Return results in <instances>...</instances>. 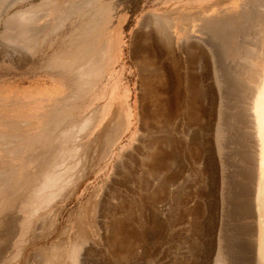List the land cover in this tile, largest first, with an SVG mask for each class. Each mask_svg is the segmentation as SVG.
<instances>
[{
	"label": "rangeland",
	"instance_id": "374dc122",
	"mask_svg": "<svg viewBox=\"0 0 264 264\" xmlns=\"http://www.w3.org/2000/svg\"><path fill=\"white\" fill-rule=\"evenodd\" d=\"M10 1L12 3V0L4 2V4H8L9 8L7 4H3L5 7L2 9L5 11L2 10L0 17V79L12 77L11 73L30 69L35 53L41 52L46 56L52 54L56 50L55 41L58 37L66 40V51L70 57L69 51L72 49L74 40L77 37L81 38L84 30L86 31L92 24V29H95L96 26L98 28L92 30V33H86L87 42L84 38L81 39L83 41L80 40V51L88 44L92 45L97 39L98 41L93 43L96 45L92 46V49L96 48L98 44L102 46L104 41L101 38L107 36L109 54L104 75L97 80L89 94L84 95L85 99L77 103V107L62 109L63 111L59 114L60 118L64 119L65 116H68L69 119L60 122V129L56 131L53 130L56 127L54 123L58 120L56 119L57 115L54 116L48 130L55 132L56 137H52L49 142L38 147L34 146L36 150H28L31 147L28 140H33V137L24 138L17 133L21 128L20 125H15L21 124V122L18 121L20 116L16 112L8 118L9 129H0V134L4 133L8 138L4 141L8 145L4 144L6 153L10 156L15 155L25 148L26 152L21 155V158L30 154L31 160H21L24 163L23 166L27 170L37 168L39 172L38 175L26 178L28 183L24 187V191L16 190L18 186L16 181L13 185L10 183L0 184V199H16L24 203V207L19 209L20 215L17 217L19 224L10 223L8 229L2 231V234L8 237L7 245H3L7 249V253L0 255L1 260L5 258L3 264H213L216 254L215 251H210L213 209L210 212V214L212 213L210 219H206L201 213L193 224L189 216L183 222L180 214L182 208L175 199L172 200L170 212L172 217L166 215L167 211L164 207L162 140L165 118L160 109L162 99L158 97L154 103H151L149 96L145 95V92L143 93L146 79L143 80L141 76L142 74L146 76L147 73L139 70L140 62H143L145 66L149 58L146 47L150 43V33L153 32L151 28H147L142 23L145 19L152 22L153 17L160 15L143 16V13L139 15L136 23H141L142 26H136V30L130 33L131 46L121 48L119 34L108 29V25L112 21V0H97L99 4H95V7L102 3L109 5L110 15L104 17L105 23L103 19L101 21L99 18L100 14H95L98 7L92 8L85 5L83 2L86 0H51L57 4L53 9L52 7L41 8L42 10L47 9L43 11L39 9L37 15L43 18L41 17L35 25H26L23 26L24 28L21 26L20 30L17 29L19 25H16L13 30L17 23L10 24L9 21L10 25H7L9 27L7 28L8 17H12L11 15L20 10L25 12L26 9L29 10L30 6L32 8L36 4H42L41 1L44 0H13L12 4L9 3ZM185 1L192 3L198 0H183V2ZM251 1L252 5L249 8L256 10L254 6L257 0H241L242 3ZM223 3H225L224 0H222ZM79 5H82L80 13L67 17L65 11ZM218 7L222 8V5H218ZM96 15L98 16L96 17ZM61 17H66V20H61ZM94 22L99 24L95 26ZM100 24L102 25L100 26ZM30 26H32L30 29H33L35 33L30 34L33 31L29 32V28L26 29ZM54 26L56 30L52 29ZM242 29L244 30L239 31L244 35L249 34L250 38H248L252 42L254 40L257 47L256 39L259 40L261 35H264V24L260 22L256 27L247 24ZM21 30L24 32V37L25 35L27 37H22L23 32L20 37L17 32H21ZM26 32H29V35ZM17 35L23 38V41L28 38L29 40L26 42L30 41V43L23 44L22 39L18 40L20 38ZM17 37L18 39H16ZM15 39L19 41L18 45H15V43L17 44ZM32 40L35 43H33L35 47L32 45L35 50L28 45L32 44ZM21 47H24L25 50ZM26 48L29 49L26 50ZM121 58L122 61L119 63ZM161 62L162 57L159 56V68ZM56 65L54 64L52 68ZM60 72L67 74L70 77L69 83H71V72L64 70H60ZM160 80L159 82H161ZM113 85L115 87H112ZM60 87L53 91L55 96L63 94ZM71 87L72 85H70ZM89 97L91 98L89 99ZM119 98L124 99L126 107L133 104V108L131 106L129 110L126 108L123 127L121 133H117V138H114L115 125L119 122L116 116L117 112H112L109 117L106 112L104 120L101 121L103 123L99 127H91L87 135L81 137L79 142L58 146L59 132L65 130L72 123L80 121L98 106ZM7 103L14 105L17 103V98H12L11 102L4 101L3 105ZM67 104H62L60 107H66L69 105ZM154 104L159 110L152 107ZM153 109L156 112L154 117L152 116ZM27 117L29 116H24V119ZM27 138L28 140H26ZM107 139L110 141L106 143ZM153 140H157L158 143L156 163L147 159L148 147L153 145ZM79 144L80 152L73 161L69 162L70 164L78 162L76 169L69 174V182L67 181L59 187L61 192L48 206L40 208L43 199L38 200L36 193L45 178L62 162V154L64 152L67 154L66 151L70 147ZM190 151L188 155L186 152H179V164L185 174L195 175L201 162L200 159L205 153L197 144H193ZM17 166L19 165L15 163L9 164V170L2 173L0 179L4 181L10 179L12 171L16 170ZM33 181L35 186L29 190ZM204 198L209 204H213V199L207 196L198 199L199 203H202ZM201 207L203 208V204H200V210ZM37 209L38 213L34 214ZM11 214L16 215V213ZM20 219L23 221L21 222ZM80 226L83 230L77 238ZM75 240L79 241V248L73 247ZM12 247H15V250H12ZM72 247L76 251L75 262L70 259Z\"/></svg>",
	"mask_w": 264,
	"mask_h": 264
},
{
	"label": "bare ground",
	"instance_id": "6f19581e",
	"mask_svg": "<svg viewBox=\"0 0 264 264\" xmlns=\"http://www.w3.org/2000/svg\"><path fill=\"white\" fill-rule=\"evenodd\" d=\"M5 1L8 0H0V17L1 12L5 11L2 9L7 4H4ZM14 1L12 0V3ZM224 1L223 4L222 0H198L192 3L185 1L182 3V11L153 17L152 22L145 19L143 24L153 32L150 33V43L146 47L149 58L145 66L140 62L139 70L147 73L146 76L143 74L141 76L143 80L146 79L143 93L149 96L151 103L158 97L162 99L160 109L165 118L162 140L164 166L162 187L166 215H172L170 212L173 199L179 202L182 208L180 214L183 222L189 216L194 224L201 213L203 217L210 219L212 216L210 212L213 209L210 245V251L216 252L213 264H264V35H261L259 40L256 39L258 44L256 47L254 40L253 43L249 39V34L244 35L239 31L244 30L242 28L247 24L255 27L260 22L264 24V0L256 1L254 6L256 10L249 8L252 1L246 3H242L241 0ZM41 2L42 4H36L32 8L30 6L25 12L21 10L17 11L20 13L15 12L17 14L8 17L9 20L6 22L17 23L13 30L16 25H19L17 29L20 30L21 26L24 28L26 25L37 24L42 17L37 15L39 9L42 10L44 7L53 9L57 5L51 0ZM83 3L92 8L98 7L95 14H100L99 18L105 23L104 17L110 15L109 5L102 3L95 7L97 0H86ZM218 5H222V8ZM81 10L82 5L73 6L65 13L67 17L69 15L71 17L79 14ZM62 18L60 19L64 21L66 17ZM12 19L14 20L10 21ZM96 24L99 23H95V26ZM92 25L87 28V32L84 30L81 38L77 37L76 41L74 40L69 51L68 63H56L57 65L53 67L59 72L60 70L71 72L72 76L71 92L62 97L63 104L69 105L62 106L63 109L77 107V103L85 99L84 95H88L97 80L104 75L108 65L107 36L101 38L104 41L102 46L98 44L92 49L97 39L90 44L91 46L88 44L82 49L83 52L80 51V40L84 38L87 42L86 33H92V30L98 28L93 26L95 29H92ZM31 27L26 29L29 28V32L33 31ZM26 29L23 30L27 31ZM52 29H55V26ZM22 32L21 30L17 33L20 35ZM32 33L35 32H30ZM21 35L24 37V32ZM18 40L24 44L29 39ZM18 40L15 45H18ZM33 43L32 40V44L28 45L34 48ZM28 51L27 53H30ZM159 56L162 57L160 68ZM129 105L133 108V104ZM130 106L126 107V102L121 98L107 101L80 121L59 132L58 146L79 142L91 127H99L102 124L106 112L108 117L112 112H117L119 122L116 123L114 130V138H117ZM156 106L154 104L152 107ZM62 111L56 114L58 121H54L56 126L54 131L60 129V122L69 119L68 116L60 118L59 114ZM155 114L153 109L152 116ZM17 125L19 123L15 126ZM29 136H33L32 133ZM0 139L5 141L8 138L3 133L0 134ZM109 141L110 139H107L106 143ZM193 144L199 145L205 154L200 159L197 173L187 175L179 164L178 156L179 152H186L188 155ZM157 145V140H153V145L148 147L147 159L153 163L157 161ZM80 149V144L70 147L66 151L67 154H64L65 152L62 154V162L45 178L36 193L38 200L43 199L40 208L48 206L61 192L59 187L69 182V174L78 166V162L72 164L69 162L75 159ZM206 196L213 199V204H209L205 198L199 203L198 199ZM200 204H203L201 210ZM36 213L38 209L34 211V214ZM82 230L80 226L77 238ZM78 242L75 240L73 247L79 248ZM73 247L70 259L75 262L76 251Z\"/></svg>",
	"mask_w": 264,
	"mask_h": 264
},
{
	"label": "crops",
	"instance_id": "0c3cea01",
	"mask_svg": "<svg viewBox=\"0 0 264 264\" xmlns=\"http://www.w3.org/2000/svg\"><path fill=\"white\" fill-rule=\"evenodd\" d=\"M112 2V21L109 23L108 29H112L119 34V37H121V48L131 46L132 37L130 33L136 30V26H142L143 23H136L137 17L142 13L143 16H151L152 14L164 15L178 12L179 10L182 11L183 8V0H112ZM55 42L56 50L49 56L43 55L41 52L39 54L35 53L30 69L14 74L11 73L12 77H2L0 79V129H9L8 124L10 121L8 118L16 112L20 116L18 121L21 122L19 124L20 132L18 131L17 133L21 134V136L33 137V141L28 143L31 144L28 150H36L34 146L43 145L47 141L49 142L52 137H56V133L48 129L51 127L54 116L63 109L60 107L63 104L62 97L67 95L70 90V77L52 68L56 63H64L69 60L70 57H68V52L66 51L67 43L61 37H58ZM121 61L122 58L119 63ZM57 87L63 90V94L60 96H55L53 92ZM14 97L17 98L16 104L7 103L3 105L4 101L11 102ZM26 115L29 117L24 119ZM34 129L35 131H33ZM31 133L33 136H29ZM4 144V139L0 140V176L9 170V164L15 163L19 166L12 171L10 179L6 181L0 179V184L10 183L13 185L16 181L18 185L16 190L19 192L24 191V187L28 183L26 178L38 175L39 172L37 168L27 170L23 166V159L31 160L30 154L21 158V155L26 152L25 148L20 153L10 156L6 153ZM34 186L35 183L33 181L29 190ZM23 207L24 203L16 199H0V209H2L0 211V255L7 253V249L3 245L8 243V237L4 236L2 231L3 229L6 231L10 223L19 224L17 217L20 215L19 209ZM11 213H16V215ZM20 221L22 222L23 220L20 219ZM12 248V250H15V247ZM4 262L5 258L0 259V264Z\"/></svg>",
	"mask_w": 264,
	"mask_h": 264
}]
</instances>
